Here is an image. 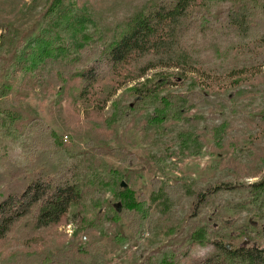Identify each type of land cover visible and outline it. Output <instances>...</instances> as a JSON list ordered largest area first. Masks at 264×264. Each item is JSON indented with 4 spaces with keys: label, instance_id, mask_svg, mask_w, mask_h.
Masks as SVG:
<instances>
[{
    "label": "rangeland",
    "instance_id": "1",
    "mask_svg": "<svg viewBox=\"0 0 264 264\" xmlns=\"http://www.w3.org/2000/svg\"><path fill=\"white\" fill-rule=\"evenodd\" d=\"M144 1L58 0L53 8L59 3L82 8L106 34ZM52 2L0 0V24L25 34L37 21L44 22ZM243 4L255 10L247 35L225 22H203L204 16L216 18L227 8ZM263 7L264 0L194 2L192 25L183 38L191 58L202 61L201 70L210 76H222L224 70L226 76L236 67L253 74L236 84L225 77L219 86L213 78L181 80L163 93L199 89L204 97H191L193 100L182 104L181 115L163 119L162 125L147 120L146 112L126 115L125 111L134 102L132 86L158 69L132 80L136 65L126 66L119 74L94 83L81 99L77 97L81 82L71 74L89 64L91 56L80 53L85 60L51 68L43 74L41 86L32 77L16 74L11 83L13 93L0 99L5 103L0 111V174L8 175L13 165L26 166L31 147H36L38 152H53L55 164H68L87 188V195L76 218L71 213L78 207H72L60 223L35 233L18 225L0 241V264L36 263L37 255L56 252L68 243L89 244L103 264H133L148 244L166 240L169 228L186 233L207 228L211 239L214 231L234 246L264 247V212L244 203L250 198L247 191H221L206 198L196 211L191 209L198 189L220 182L251 183L264 176V44L255 41L264 32ZM1 53V58L8 57L7 43L0 46ZM4 76L0 75V85ZM213 97L218 98L212 104L218 111L210 106ZM13 114L26 117L23 127L10 122ZM32 118L37 125L31 130L28 121ZM41 126L49 128L55 138L47 137ZM183 128L189 134L180 133ZM129 154L137 160L129 161ZM33 172L26 168L27 174ZM125 188L144 196L147 211L138 231L131 230L125 218L114 219L121 209L116 194ZM157 193H163L164 198ZM189 224L192 227L188 229ZM210 250L206 245H194L186 260L178 264H190L193 257Z\"/></svg>",
    "mask_w": 264,
    "mask_h": 264
},
{
    "label": "trees",
    "instance_id": "2",
    "mask_svg": "<svg viewBox=\"0 0 264 264\" xmlns=\"http://www.w3.org/2000/svg\"><path fill=\"white\" fill-rule=\"evenodd\" d=\"M56 1L58 0H53L49 6L44 22L37 21L38 25L35 23L25 34L20 35L14 27L0 24V32L3 31L0 37L3 42H0V46L5 44L6 47V43L9 45L8 57H0V75L5 73L0 85V99L13 93L11 83L16 79V74L22 78L32 77L31 79L41 86L45 72L53 67L64 68L77 60H85L82 58V54H85L91 56L92 60L71 74L81 82L77 92L80 99L91 91L94 83L108 75L119 74L126 66L136 65L134 69L137 74L132 80L145 78L148 71L158 69L149 78L132 86L134 102L128 104L125 111L126 115L146 112L147 120L162 125L163 119H174L181 115L185 108L183 105L193 100L191 97H204L199 93V89L174 94L163 93L165 89L181 84V80L187 81V77L193 80L213 78L211 81L219 86L225 82V77L234 79L233 84H236L240 79L245 80L247 76H252L248 74H253L246 72L244 68L236 67L229 70L226 76L225 70L222 76H210L201 70L202 61L193 56L191 58V54L183 46V38L186 30L192 25L190 9L196 0H145L142 4H136L132 12L106 34L97 27L90 12L78 7L72 8L64 3H59L54 9ZM251 7L254 6L243 4L235 8L230 7L216 18L204 16L203 22H225L240 30L242 35H247L252 27L251 15L255 12ZM255 41L259 42L260 46L264 44V32L257 36ZM216 99L212 98L210 106L218 111V108L212 105ZM1 104L5 103L0 100V111ZM25 121L27 119L22 114L18 117L13 114L10 122L23 127ZM28 124L31 130L37 125L34 118L28 121ZM41 131L47 137L55 138L49 128L41 126ZM180 133L186 135L189 131L183 128ZM214 135L217 136L218 131H215ZM31 148L33 151L26 166L13 165L11 170L7 171L8 175L0 174V241L14 229H18V225L35 233L58 224L70 213L72 207H78L74 210L76 212L71 213L76 218L77 211L80 212L79 207H82L80 204L87 195V188L68 164H55L52 159L53 152H38L36 147ZM129 155L132 158L129 161L137 160L132 154ZM26 168H31L34 172L27 174ZM240 189L247 191L250 197L245 204L255 205L264 212V176L251 183L220 182L198 189L193 196L195 203L191 209L196 211L206 198L214 197L218 192ZM156 196L163 197L164 194L157 193ZM116 197L121 209L114 214V219L125 218L128 227L138 231L147 211L144 196L135 195L132 190L125 188L117 192ZM162 206L165 207L163 204ZM191 227L192 224L187 225L188 229ZM77 229H81L80 225ZM171 229L167 230L166 240L144 247L138 261L133 264L183 263L194 245H206L211 250L202 256L193 257L190 264H264V247L234 246L223 242L224 236L214 231L211 234L215 235V238L211 239L208 237L207 228L194 229L189 233L185 230L172 232ZM84 231H88L87 227ZM75 245L68 243L66 248H58L56 252L34 255L39 261L31 264H103L96 258L95 251L89 244Z\"/></svg>",
    "mask_w": 264,
    "mask_h": 264
},
{
    "label": "water",
    "instance_id": "3",
    "mask_svg": "<svg viewBox=\"0 0 264 264\" xmlns=\"http://www.w3.org/2000/svg\"><path fill=\"white\" fill-rule=\"evenodd\" d=\"M121 185H123V183Z\"/></svg>",
    "mask_w": 264,
    "mask_h": 264
}]
</instances>
